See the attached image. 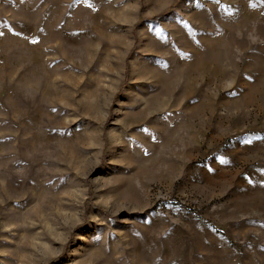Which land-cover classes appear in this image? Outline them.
I'll return each mask as SVG.
<instances>
[{
  "label": "rangeland",
  "instance_id": "rangeland-1",
  "mask_svg": "<svg viewBox=\"0 0 264 264\" xmlns=\"http://www.w3.org/2000/svg\"><path fill=\"white\" fill-rule=\"evenodd\" d=\"M0 264H264V0H0Z\"/></svg>",
  "mask_w": 264,
  "mask_h": 264
},
{
  "label": "trees",
  "instance_id": "trees-1",
  "mask_svg": "<svg viewBox=\"0 0 264 264\" xmlns=\"http://www.w3.org/2000/svg\"><path fill=\"white\" fill-rule=\"evenodd\" d=\"M126 70H128V66L126 67ZM126 78H127V75H126Z\"/></svg>",
  "mask_w": 264,
  "mask_h": 264
}]
</instances>
